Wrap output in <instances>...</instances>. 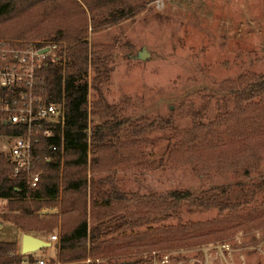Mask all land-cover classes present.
<instances>
[{
  "label": "rangeland",
  "instance_id": "1",
  "mask_svg": "<svg viewBox=\"0 0 264 264\" xmlns=\"http://www.w3.org/2000/svg\"><path fill=\"white\" fill-rule=\"evenodd\" d=\"M67 17L58 11L23 21L34 20L46 28ZM48 37L44 34L30 40ZM89 41L93 46L114 47L108 61L111 74L102 91L108 105L113 106L109 111L114 117L109 119L120 131L145 121L166 124L141 139L132 141L122 134L120 140H105L96 153L101 160L96 168H92L94 155L89 154V184L111 174L122 191L146 195L185 189L198 193L223 185L236 200H244L246 192L264 185V123L257 130L252 123L255 112L264 109V99L256 97L253 102L257 106L248 112L235 110L234 102L227 106L223 100L230 88L264 75V0H147L132 17L98 30L90 27ZM143 47L150 55L139 59ZM93 74L90 67V83ZM97 94L90 89L91 102ZM194 109L202 113L200 121L207 125V131L199 127L190 138ZM93 118L99 120L98 116ZM220 121L221 127L211 125ZM122 141H132L126 145L128 156L116 160L108 146ZM11 148L12 140L0 138V151L8 154ZM110 184L103 182L101 186L108 188ZM263 201L262 187L259 201L242 211L240 220L216 223L218 211L193 210L184 212L181 220L205 223L199 229L180 231V221L174 219L103 237L97 250L89 251L81 263L99 258L105 264H133L135 260L136 264H238L242 259L243 264H264V241L242 250L232 245L248 242L253 236L263 238ZM6 203L0 199V214L7 210ZM96 212L90 187L85 195L64 200L61 196L57 206L36 211L50 221L58 217L51 221L56 225L54 231L32 234L46 240L57 234L59 240L64 225L73 219L86 216L90 226L101 224ZM19 232L0 216V240L15 241ZM57 252L55 246L44 248L30 253L21 264H41L40 259L46 264L55 259L60 264Z\"/></svg>",
  "mask_w": 264,
  "mask_h": 264
},
{
  "label": "trees",
  "instance_id": "2",
  "mask_svg": "<svg viewBox=\"0 0 264 264\" xmlns=\"http://www.w3.org/2000/svg\"><path fill=\"white\" fill-rule=\"evenodd\" d=\"M146 1L0 0V37L23 36L30 40L45 34L50 36L48 40L58 42V48L40 71V83L45 100L63 103L67 112L64 140L61 143V139H57L62 148L49 152L50 159L39 164L42 177L38 186L30 187L24 176L16 175L11 158L7 153L0 151V199L7 200V210L1 212L0 216L17 226L21 232L49 234L56 226L51 221L58 220V217L54 216L50 221L42 218L36 211L45 206H57L61 196L64 200L75 195H85L90 187L93 204L97 208L96 215L99 222L101 221V224L92 227L85 216L64 225L60 239L55 241L60 264H98L92 259L88 263L81 261L87 259L89 251L97 250V245L103 237L115 234L120 236L144 226L163 225L174 219H179L180 231H192L205 225L194 222L182 223L181 218L186 211L216 210L218 211L216 223L240 220L242 218L240 213L252 203L259 201L262 187L264 188L261 184L259 190L251 189L246 192L244 200H236L229 196L230 189L223 185L212 186L198 193L185 189L146 195L122 191L111 174L104 179H93L89 184L86 175L89 154L93 153L92 168H96L101 161L96 153H99L105 140H120V136L124 134L133 141L138 137L141 139L146 133L162 130L166 125L164 121H145L141 126L130 124L131 127L126 126L125 130L120 131L109 119L111 116L114 117L109 111L113 106L108 105L102 91L111 74L108 61L114 47L93 46L89 41L90 27L92 30H98L132 17L143 9ZM58 11L66 13L67 19L46 28L38 26L34 20L23 21L55 14ZM29 31L33 33L29 35ZM90 67L94 71L91 83L88 77ZM91 88L98 93L93 102L90 101ZM256 97L264 99V75L255 76V81L252 82H242L236 89L230 88L223 100L227 106L229 102H234L235 110L248 112L257 106V103L253 102ZM224 108L221 106L220 110ZM107 113L110 115L107 116ZM93 116H98L99 120H95ZM192 116L194 128L188 133L190 138L199 127L204 128L202 132L207 131V125L200 121L202 113L194 109ZM253 116V129L257 130L263 126L264 109L256 111ZM211 125L221 127L223 121ZM1 132L3 128L0 127ZM227 135L231 136L230 133ZM132 141H122L120 145L108 146L110 155L116 160L126 158L128 156L126 145ZM103 182L111 184L108 188H103L101 186ZM260 207H264V201ZM137 235L139 236V233ZM222 241L223 244L229 243ZM263 241L264 234L263 238L253 236L248 242L236 241L232 245L242 250ZM31 255L23 254L17 241L0 240V264H20L26 256ZM244 262L242 259L237 263ZM52 263L57 264L55 259H52ZM136 263L138 260L133 261V264Z\"/></svg>",
  "mask_w": 264,
  "mask_h": 264
},
{
  "label": "built area",
  "instance_id": "3",
  "mask_svg": "<svg viewBox=\"0 0 264 264\" xmlns=\"http://www.w3.org/2000/svg\"><path fill=\"white\" fill-rule=\"evenodd\" d=\"M58 45L54 40L0 37V138L12 140L8 156L14 173L33 188L41 181L39 164L50 159L49 152L62 148L57 139L62 143L65 137L66 108L46 101L40 83V71ZM50 240H58L57 234ZM39 262L46 264L44 259Z\"/></svg>",
  "mask_w": 264,
  "mask_h": 264
},
{
  "label": "water",
  "instance_id": "4",
  "mask_svg": "<svg viewBox=\"0 0 264 264\" xmlns=\"http://www.w3.org/2000/svg\"><path fill=\"white\" fill-rule=\"evenodd\" d=\"M150 55V52L146 49V47H143V50L138 53L139 59H146ZM53 245L52 241L46 240L42 237L36 236L31 233H23L22 236V253L28 254L33 253L35 251L49 248Z\"/></svg>",
  "mask_w": 264,
  "mask_h": 264
},
{
  "label": "crops",
  "instance_id": "5",
  "mask_svg": "<svg viewBox=\"0 0 264 264\" xmlns=\"http://www.w3.org/2000/svg\"><path fill=\"white\" fill-rule=\"evenodd\" d=\"M23 233H24V232H21V233L19 232V238L15 240V241L19 242L21 248H22V236H23ZM50 241H51V240H50ZM54 242H55V241H52L53 245H52L51 247H49V248H52L53 246H55V245H54Z\"/></svg>",
  "mask_w": 264,
  "mask_h": 264
}]
</instances>
